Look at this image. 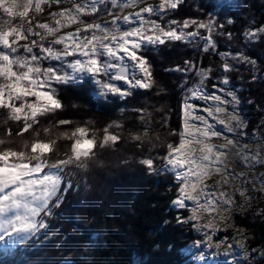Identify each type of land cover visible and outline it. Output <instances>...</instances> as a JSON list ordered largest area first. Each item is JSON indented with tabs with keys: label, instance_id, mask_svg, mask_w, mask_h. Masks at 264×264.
<instances>
[{
	"label": "snow or ice",
	"instance_id": "1",
	"mask_svg": "<svg viewBox=\"0 0 264 264\" xmlns=\"http://www.w3.org/2000/svg\"><path fill=\"white\" fill-rule=\"evenodd\" d=\"M184 2L0 0V112L4 125L0 136V242L24 245L46 231L67 193L79 187V182L74 184L72 179L77 175L73 169L87 172L97 163L96 148H115L122 139L118 132L112 131L123 128L119 121L113 120L100 129L94 127L93 119L81 123L63 118L49 120L42 127L45 134L42 137L41 121L58 116L65 109L61 89L90 82L94 89L90 94L106 102L109 98L125 101L138 89L157 87V94L162 93L166 89L157 85L146 53L180 41L218 55L222 74L213 79L216 69L212 65L204 67L192 59H186L183 66L165 69L185 76L179 84L180 126L168 133L178 141L164 142L159 134L154 138L149 135L152 113L147 107L131 109L144 127L142 132L133 131L129 136L138 148L147 140L151 144L149 151L157 147L166 149L159 157L160 167H156L152 157L142 158L139 163L150 173L166 172L174 176L178 186L172 206L190 211L187 218L178 215L177 222L185 225L191 222V228L203 234L197 245L206 243L216 249L227 245L224 254L228 255L233 248L229 237L213 241L218 232L234 230L231 240L248 264H253L245 244V230L236 226L235 215L251 207L254 197L248 195L249 186L264 194V172L253 171L251 178L245 179L248 172H234L229 161L238 159L254 170L257 165H264V151L259 145L253 150L242 142L249 136L248 121L240 112V90L231 86L228 73L242 64L249 66L252 82L264 76L258 73L257 60L244 52L217 50L216 37L231 41L233 33L225 32V24L214 16L169 19ZM62 3L70 6L49 12L51 22H33L30 10L42 13L45 5ZM104 14L108 19H98ZM226 23L231 25L234 21L228 19ZM242 35L246 42H255L264 36V24L246 28ZM189 74L193 77L191 81ZM119 111L123 114L125 109ZM163 124L168 126L167 116ZM62 126L68 127L60 130ZM251 138L264 141V119ZM60 140L69 142L63 150L58 145ZM216 140L222 142L215 143ZM213 175L220 177L215 185L219 191H212L206 183ZM253 181L259 184L258 189ZM230 182L234 186L228 191ZM257 215L264 216V209ZM251 251L264 257L262 249ZM203 255L199 253L201 259Z\"/></svg>",
	"mask_w": 264,
	"mask_h": 264
},
{
	"label": "trees",
	"instance_id": "2",
	"mask_svg": "<svg viewBox=\"0 0 264 264\" xmlns=\"http://www.w3.org/2000/svg\"><path fill=\"white\" fill-rule=\"evenodd\" d=\"M212 11L211 3L185 0L169 17L204 19L212 15ZM232 17V30H238L247 22L238 14ZM220 48L218 46L217 50ZM201 49L176 41L147 51L157 85L166 89L159 94L157 87L138 89L125 101L109 98L106 102L90 94L94 91L90 82L81 87L61 89L65 109L58 116L41 121L42 137L45 136L42 127L47 126L49 120L63 118L81 123L93 119L96 121L94 127L100 129L113 120L119 121L123 128L112 131L118 132L122 139L115 148H96L97 163L87 172L73 169L77 175L72 179L74 184L79 182V187L67 193L63 205L49 220V228L24 245L0 249V264H191L181 249L196 239L197 234L191 222L187 225L177 222V216L185 218L188 211L172 206L178 186L174 176L166 172L150 173L139 163L142 158L152 157L156 167H160L159 157L166 149L157 147L149 151L151 144L147 140L138 148L129 133L142 132L144 127L137 119L138 114L131 109L147 107L152 113L149 135L154 138L159 134L164 142L178 141L168 133L180 126L182 91L179 84L185 76L165 69L183 66L186 59H192L204 67L212 65L216 69L213 76H217L219 56ZM188 79H193L191 74ZM73 104L77 107L73 108ZM121 108L125 109L123 114L119 111ZM165 116L168 126L163 124ZM9 123L17 128L16 124ZM65 127L68 126L60 130ZM3 131V113L0 112V136ZM28 136L30 133L26 138ZM68 143L58 141L61 150ZM256 233L254 244L264 243L263 221L257 222Z\"/></svg>",
	"mask_w": 264,
	"mask_h": 264
},
{
	"label": "rangeland",
	"instance_id": "3",
	"mask_svg": "<svg viewBox=\"0 0 264 264\" xmlns=\"http://www.w3.org/2000/svg\"><path fill=\"white\" fill-rule=\"evenodd\" d=\"M206 3H211L213 6L212 16H214L219 23L225 24L224 31L233 33V39L231 41L227 40L224 37H216L218 46H221L219 51H228L231 50L232 53L237 51H242L250 58L257 60V70L261 76H264V36L255 42H246L243 38V31L246 28L259 27L261 24H264V0H203ZM75 2H80V0H75ZM148 3H158L159 0H147ZM70 3H62L59 6L48 5L44 6V11L42 13H36L32 10L31 14L33 17V22H51L52 18L48 15L51 11H57L58 7H69ZM130 11V9L128 10ZM232 14H238L246 19V24L239 28L238 30H232L226 21L232 19ZM169 19H172L168 17ZM91 19V18H86ZM98 19H108L107 14H104ZM159 19V18H156ZM73 30L65 29L64 31ZM203 31V30H201ZM230 63H235L229 61ZM222 63L220 60L219 65ZM221 70L219 69V74L213 76V79L221 75ZM231 80V86L235 89H239L238 95L241 99L240 112L248 121L247 132L249 133L248 137L243 139V143H247L250 149H255L257 145L260 146L261 150L264 151V141H258L251 138V133L254 129L257 128V125L261 123V120L264 119V79H258L255 82H252V72L247 65H237L235 70L228 73ZM121 83L122 82H118ZM211 82H209L208 87L210 88ZM263 97V99H262ZM251 100L253 103L249 104L248 101ZM198 103V102H197ZM260 107H257V106ZM215 143H221V140L214 141ZM229 167L234 172L246 171L248 172V177L245 179L251 178L253 171L255 172H264V165H257L255 169H249L245 167L238 159L230 160ZM220 177L213 175L211 179H208L206 183L211 187L212 191H219L217 188L216 181ZM255 188H259V184L253 181ZM233 183L230 182L227 185V190L231 191ZM236 187H239V182H236ZM248 195L254 197L250 201L251 207H245L242 212H238L235 215V224L239 228L245 230L247 239L245 241L246 247L249 251V260L253 261V264H264V257H261L259 252L253 253L251 250L253 248L264 250V243L257 242L254 244L255 238L257 236L256 226L258 221L264 222V216L257 215V213L264 209V194L259 191H253L252 187L249 186ZM236 199L240 201V197L237 194ZM191 204V202H187ZM187 210V209H186ZM188 211L187 218L190 215ZM197 238L189 242V244L182 248L181 251L188 256V259L191 261V264H248L241 253L239 248L235 247L234 241L231 240V237L234 235V230L230 231H220L214 237L213 243L218 240L223 239L225 236L230 238V242L233 244V248L228 255L224 254V248L227 245H221V249L209 248L206 243H200L197 245L196 241L203 240V234L196 232ZM7 239V238H6ZM0 249H6L8 247L13 248V245L7 244V242H0ZM203 252V258L201 259L199 253ZM213 253H216L213 255ZM63 264H70L68 262Z\"/></svg>",
	"mask_w": 264,
	"mask_h": 264
}]
</instances>
